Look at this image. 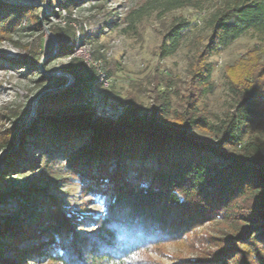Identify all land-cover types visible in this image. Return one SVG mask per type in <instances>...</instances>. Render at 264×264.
I'll list each match as a JSON object with an SVG mask.
<instances>
[{
  "label": "trees",
  "instance_id": "16d2710c",
  "mask_svg": "<svg viewBox=\"0 0 264 264\" xmlns=\"http://www.w3.org/2000/svg\"><path fill=\"white\" fill-rule=\"evenodd\" d=\"M34 1L0 0V41L21 23ZM83 1L88 0L57 4L71 11ZM184 5L181 0H147L127 19L136 22L151 10L167 12ZM207 23L205 42L196 45L188 59L187 80L179 85L171 77L156 82L157 109L141 114L129 105L113 120H94L85 110L99 81L94 70L72 57L79 39L73 41L74 34L66 30H49L53 46L42 59L71 58L62 69L64 77H52L60 85L40 101L39 114L54 116L30 127L18 143L14 138L4 144L10 154L0 170V202L19 195L33 208L23 213V220L17 219L16 227L12 218L0 223V264H152L145 252H160L207 222L227 225L225 235L212 238L218 252L177 264H264V160L255 147L258 134L242 140L249 122L264 128V61L258 50L227 75L235 96L234 115L214 124L197 115L195 106L212 85L210 56L246 31L264 38V0H227ZM188 25L186 20L170 25L159 46L161 57L178 49ZM39 60L37 53L29 52L22 63L36 65ZM172 96L178 100L176 107ZM200 134H214L216 146L199 140ZM26 139L46 157L54 153L64 158L82 192L96 198L102 210L70 213L55 197L33 187L7 193L3 177L37 167L25 154ZM237 145L242 153L232 149Z\"/></svg>",
  "mask_w": 264,
  "mask_h": 264
},
{
  "label": "rangeland",
  "instance_id": "374dc122",
  "mask_svg": "<svg viewBox=\"0 0 264 264\" xmlns=\"http://www.w3.org/2000/svg\"><path fill=\"white\" fill-rule=\"evenodd\" d=\"M146 1L88 0L71 11L58 7L57 0L34 1L21 23L0 41V146L3 145L0 170L10 154V148L4 144L14 138L20 141L30 127L54 116L49 112L42 116L39 114L40 101L60 85L52 77H64L62 69L71 56L42 59L43 53H48L53 46L49 30L60 33L66 30L74 34L73 41H79L73 48L72 57H77L88 70L96 72L99 84L91 91L85 104V110L94 120L117 119L129 105L138 107L141 114L152 113L159 107L154 92L156 82L161 84L171 77L179 85L187 80L188 59L194 47L206 40L208 19L227 0H181L187 5L167 12L151 10L136 22H130L127 19L129 12L140 8ZM34 18L39 19L38 25L33 24ZM179 20L189 22L181 44L173 54L161 57L159 46L170 25ZM66 44L70 45L71 40ZM254 51L259 60L264 61V38L249 30L209 57L208 61L213 64L212 85L203 98L196 101L197 115L202 114L208 122L215 124L235 114L232 108L235 96L229 89L227 75L240 62L249 60ZM29 52L39 55L36 65L22 63L29 57ZM107 70L110 76L106 74ZM157 89L162 90V86ZM177 101L171 97L173 107ZM57 117L61 119L62 115ZM256 125V121L247 124L242 140L258 134L259 141L255 142V147L260 149L264 160V128L258 130ZM198 137L202 142L215 146L218 142L214 134H200ZM29 141L26 139L25 154L36 160L37 167L18 174L9 172L3 177L1 183L7 193L13 188L23 191L33 187L42 189L44 195L55 197L61 208L70 213L84 215L102 210L96 198L82 192L78 177L68 170L64 158L54 153L46 157L30 146ZM232 149L242 153L240 145ZM23 198L7 195L0 202V223L12 218L13 226H18L23 213L33 208L32 203L27 198L22 201ZM226 232V224L207 222L181 240L165 244L160 252H145V256L152 264H177L182 260L211 258L219 250L212 238L222 237Z\"/></svg>",
  "mask_w": 264,
  "mask_h": 264
},
{
  "label": "water",
  "instance_id": "95a60500",
  "mask_svg": "<svg viewBox=\"0 0 264 264\" xmlns=\"http://www.w3.org/2000/svg\"><path fill=\"white\" fill-rule=\"evenodd\" d=\"M19 141V139L16 140V143Z\"/></svg>",
  "mask_w": 264,
  "mask_h": 264
},
{
  "label": "bare ground",
  "instance_id": "6f19581e",
  "mask_svg": "<svg viewBox=\"0 0 264 264\" xmlns=\"http://www.w3.org/2000/svg\"><path fill=\"white\" fill-rule=\"evenodd\" d=\"M102 63V62H101ZM104 77V76H103Z\"/></svg>",
  "mask_w": 264,
  "mask_h": 264
}]
</instances>
